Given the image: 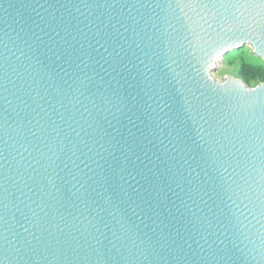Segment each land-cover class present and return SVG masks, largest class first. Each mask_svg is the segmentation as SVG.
Wrapping results in <instances>:
<instances>
[{"label":"water","instance_id":"obj_1","mask_svg":"<svg viewBox=\"0 0 264 264\" xmlns=\"http://www.w3.org/2000/svg\"><path fill=\"white\" fill-rule=\"evenodd\" d=\"M264 0H0V264H264Z\"/></svg>","mask_w":264,"mask_h":264},{"label":"rangeland","instance_id":"obj_2","mask_svg":"<svg viewBox=\"0 0 264 264\" xmlns=\"http://www.w3.org/2000/svg\"><path fill=\"white\" fill-rule=\"evenodd\" d=\"M224 60L225 61L221 63L220 69L214 73L216 80L224 82L229 76L236 80L245 81L246 86L250 89L257 86L255 82L250 83L249 80L259 72L258 70L260 68L264 71V66L260 64L262 60L256 58L250 48H243L238 50L235 54H229ZM245 68L249 69V73L244 71Z\"/></svg>","mask_w":264,"mask_h":264},{"label":"trees","instance_id":"obj_3","mask_svg":"<svg viewBox=\"0 0 264 264\" xmlns=\"http://www.w3.org/2000/svg\"><path fill=\"white\" fill-rule=\"evenodd\" d=\"M257 58V57H256ZM262 63H260V64H262L263 66H264V62L263 61H261ZM249 69L248 68H245L244 69V71L245 72H248L249 73V71H248ZM262 69L260 68L258 71L259 72H257V74H255L254 75V77L252 78V79H250L249 80V82L251 83H254L255 82V84L258 86V85H260V84H263L264 83V71L262 70Z\"/></svg>","mask_w":264,"mask_h":264}]
</instances>
